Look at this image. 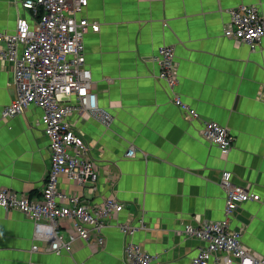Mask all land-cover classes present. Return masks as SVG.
I'll use <instances>...</instances> for the list:
<instances>
[{
    "label": "crops",
    "instance_id": "crops-1",
    "mask_svg": "<svg viewBox=\"0 0 264 264\" xmlns=\"http://www.w3.org/2000/svg\"><path fill=\"white\" fill-rule=\"evenodd\" d=\"M264 0H89L82 13L100 24L85 35L86 63L99 106L113 115L109 126L76 110L70 120L89 146L99 169L91 190L60 177L59 187L98 203L112 196L125 209L105 228V244L75 239L70 252L45 251L34 223L19 210L0 207V264H128L118 222L143 216L135 235L154 264H191L203 242L187 237L184 225L225 217L224 170L236 183L260 194L242 204L230 220L248 249L264 258V37L256 49L223 34L229 9ZM20 16L30 18L22 0H0V31L13 32ZM175 47L179 82L158 78L154 55ZM11 63L0 58V190L41 197L51 163L43 111L30 106L1 120L15 97ZM176 95L199 112L190 119ZM217 121L235 135L220 150L205 135ZM134 157L125 156L131 146ZM66 238L72 221H60ZM38 244L40 250H32ZM211 264H223L212 261ZM234 264H239L235 262Z\"/></svg>",
    "mask_w": 264,
    "mask_h": 264
},
{
    "label": "built area",
    "instance_id": "built-area-1",
    "mask_svg": "<svg viewBox=\"0 0 264 264\" xmlns=\"http://www.w3.org/2000/svg\"><path fill=\"white\" fill-rule=\"evenodd\" d=\"M88 4L89 0H22L30 18L20 16L13 32L0 31V58L12 64L16 90L13 101L3 108L1 120L22 114L30 106L39 107L44 113L51 157L41 197L4 188L0 190V207L23 212L34 223L35 239L48 243L44 250L58 254L70 252L78 238L103 246L105 228L125 209L115 197L92 203L59 187L61 176L91 190L97 188L99 180V169L89 146L70 120L75 110L88 113L107 126L113 120L112 113L99 106L92 71L86 63L85 35L100 28L98 22L82 16ZM229 14L223 34L256 49L264 37V14L260 8L243 4L229 9ZM154 60L160 67L158 78L175 89L179 82L175 47H160ZM174 103L190 119L199 117V112L180 95H176ZM204 133L222 151L229 150L235 141L232 131L217 121H207ZM136 152L132 145L125 156L134 157ZM221 183L226 197L225 217L184 225L187 237L203 242L191 264H264V258L252 253L241 234L230 226L233 213L248 201H259L260 194L236 183L230 170L223 171ZM63 219L72 221L76 235L65 237L60 230ZM118 228L125 238L124 258L128 264L156 262L158 256L135 240L136 233L147 228L143 216L134 222H118ZM40 249L38 244L32 247Z\"/></svg>",
    "mask_w": 264,
    "mask_h": 264
}]
</instances>
